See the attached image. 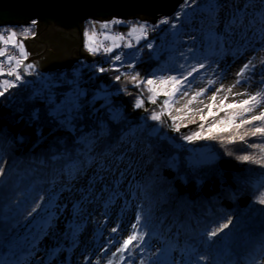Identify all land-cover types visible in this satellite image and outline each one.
Segmentation results:
<instances>
[{
    "label": "trees",
    "instance_id": "1",
    "mask_svg": "<svg viewBox=\"0 0 264 264\" xmlns=\"http://www.w3.org/2000/svg\"><path fill=\"white\" fill-rule=\"evenodd\" d=\"M179 11L159 22L113 18V22L120 21L113 23L115 33L125 34L136 24L147 27L141 40L126 52H139L132 63L114 60L122 54V46L111 53L101 50L93 54L92 62L79 60L70 69L49 73L41 86L22 79L0 97V167L4 169L0 175V261L18 259L23 253L19 229L31 209L52 190L66 159L89 153L98 140L111 145L129 134L148 146L147 171L139 187L141 223L146 225V235L158 239L165 258L184 264L194 258L195 250L207 256L197 264H264V205L257 202L264 192V167L237 159L258 155L248 145L264 144V138L227 143L229 133H223L217 139L189 142L184 137L200 131L201 121L176 131L165 116L160 121L151 119L153 112L160 113L162 101L149 99L152 94L146 78L161 69L175 47L169 43L155 57L149 44L158 45L169 24L187 21L189 15L179 18ZM91 24L85 21L83 34ZM103 45L109 46L107 41ZM238 52L237 47L223 48L215 37L208 41L202 62L207 65ZM132 76L138 80H131ZM4 79L14 77L0 75V81ZM137 100L143 101L140 107H136ZM210 122H204L205 127ZM156 126L159 131L151 134ZM198 144L208 150L202 161H198L197 149L190 152ZM229 217L233 221L229 229L213 238L214 243L207 241L204 230ZM172 235L176 244L168 241Z\"/></svg>",
    "mask_w": 264,
    "mask_h": 264
},
{
    "label": "rangeland",
    "instance_id": "2",
    "mask_svg": "<svg viewBox=\"0 0 264 264\" xmlns=\"http://www.w3.org/2000/svg\"><path fill=\"white\" fill-rule=\"evenodd\" d=\"M243 2L244 0H184L177 7V9H180L178 17L189 15L187 21H176L169 24L158 44L160 46L149 44L151 45L150 48L154 50L153 56L155 57L160 54V50L167 49L169 43H173L175 47L171 48V54L172 51L173 54L163 62L161 69H155L147 75V80L154 81V84L150 85V87L156 88L157 90L161 88H170V85L163 86L160 84V77L176 76L181 72L186 73L192 65H197L199 62H202L203 51L206 49L210 39L214 40L215 37L218 38L223 48L233 46L239 49L236 56H219L205 65V68L201 69L199 73H194L193 77L189 78L192 85L191 90H189V95L187 97H181L179 95L174 97L176 102L162 114V116L168 118L171 126L176 127L179 125V127H183L201 121L200 116L207 115V108L204 106L212 103L211 96L215 93L216 88L222 87L224 89L223 92L216 94V105H219L225 95L228 96V99L224 101L225 104L238 103L240 100L247 98V96H234L233 92L247 91V93L251 95L257 90H260V77L256 75L250 82L242 83L236 88H233L232 93L227 91V89L235 83L236 73L244 62L252 58L257 65V72H260V60L264 59V44L261 42V35L258 31L261 27L258 18L260 0H252L256 7L247 9V16L245 17L243 26L234 28L231 31L225 30V25L234 15L236 6L242 5ZM218 4L226 6L218 9L215 7ZM253 17L256 18V22L254 25L249 26L248 20ZM138 20L139 19H132V21ZM160 20H162V18H159L157 22ZM91 23L90 31L86 32H88L89 36H92L93 31H95L96 35L94 39L97 45L103 41H107L109 44L108 47H111L113 43L111 40H104V37L100 35L101 31H103L105 35L123 37V39L116 41V43L123 48V51H121L122 54H120V63H123V65L132 63L138 57V51H133L131 54H127L126 52L128 49L131 51V47H133L134 43H137L141 40V37L145 35L147 30L145 25L136 24L132 26L127 33L121 34L113 31V19L109 21L91 20ZM102 24H108L109 28L102 30ZM140 26H144L143 32L140 31ZM1 28V35L5 37H7L9 30L15 31L18 36H21L20 38L17 37L19 42H22V38L31 37L33 35H28V32L25 33L24 30L27 29L26 26H6ZM133 28L137 29V31L133 32L130 36L129 33L132 32ZM85 44L86 37L84 33L83 48L88 52ZM126 44H130L131 47H125ZM0 48H5L9 55L18 54V50L13 48L10 44L5 46L1 43ZM90 54L93 56L92 53ZM4 58L6 59V57ZM28 64L34 65V70H30L29 73L21 72V74L23 77L22 79L29 82H36L37 80L39 81V79L47 81L49 73L55 72V70H39L34 63ZM181 65H184V67L181 68ZM24 74H31L32 77L28 78ZM208 79L217 80V83L214 84L204 96L197 98V100L189 106L193 111L188 112L187 109L184 108L185 104L195 91L206 86V81ZM76 80L78 79L73 80L74 83L77 82ZM156 98L162 101L159 107L161 112L162 103L165 99H168V97L164 96L163 92H160ZM263 106L264 105H261L252 114L258 115L259 111L264 110ZM177 109H183V111H177ZM199 109H203V111H199ZM213 111H218V108L214 107ZM224 116L225 113L220 112L219 117L209 119L213 121L214 119L223 118ZM172 117H183V119L173 121ZM236 122L239 123V118ZM158 131L159 127L156 126L152 129L151 134H156ZM196 149V156L199 158L198 161H202L204 157L207 156L208 150L201 144H198L193 150L190 149V152L193 153ZM107 156H110V158H107ZM148 156L147 144L144 145L136 142V140L128 134L125 135L124 138L114 141L111 145L104 146L102 145V141L98 140L96 143L94 142L92 144L89 153H84V155L76 156L72 159H66L63 162V168L57 176L54 177L55 183L52 190L44 197L37 211L32 213V215L27 218L24 226L19 229V238L23 253L18 259L14 260L7 258L0 261V264H54L58 256L60 257L58 263H61L66 255H71L69 264H86V256L91 261V264H96L98 259L100 260V264H106L107 259L101 258L98 255L103 254L104 247H110L112 251H115L114 246L105 244V241L110 236L116 235L111 232V229L119 224L123 229L119 234V239L122 241L123 238H126L127 235L130 234V225L135 223L136 215L140 213L139 187L147 171ZM116 157H123V160L115 161ZM105 159L115 162L114 166L110 169V171H112L111 173L108 172L109 170L105 171V174L108 173L111 179H105L104 181H106V183L104 189L97 193L98 191L96 192L94 190L97 184H95V182L94 184L90 183L88 177L91 173L96 172L95 169L98 163ZM134 167H136V169L138 168L139 172L137 182L135 183V199L131 201L129 209L118 210L121 195L119 190H121L122 183L119 182L120 179L114 180L116 175L119 174L117 170L126 168L128 172H130ZM69 173H72V175H69ZM73 176L77 178L76 182ZM71 183L74 184L70 185ZM67 188L69 189L67 190ZM81 189L87 190L83 191L84 194L89 193V195L94 196L91 202H83L81 194L83 192ZM110 195L113 197L110 203L117 205L116 210H113L116 206L112 208V205L109 203L108 198ZM105 202L107 203L102 206ZM74 205L81 208L82 212L80 213ZM122 217H124V221L121 219ZM90 231L96 234L88 238ZM103 236L105 239L101 240L102 238L100 237ZM95 238H97V240L99 239V241L92 240ZM168 241L170 244L177 243L173 235L168 237ZM143 248V252H137L131 258L130 264H139L140 258H144L146 264H176L177 262L173 259L169 261L161 254L160 242L153 234L145 236ZM91 254L97 255L98 258H92ZM114 264H117L115 260Z\"/></svg>",
    "mask_w": 264,
    "mask_h": 264
},
{
    "label": "snow or ice",
    "instance_id": "3",
    "mask_svg": "<svg viewBox=\"0 0 264 264\" xmlns=\"http://www.w3.org/2000/svg\"><path fill=\"white\" fill-rule=\"evenodd\" d=\"M226 5H216V8H223ZM256 5L252 2V0H244L242 5L236 6V11L230 20L227 21L225 25L226 31H231L234 28H238L243 26L245 17L247 16V9L255 8ZM259 23L261 24L260 29L258 30L261 35V42L264 44V0H260V12L258 13ZM120 21H114L113 23H119ZM168 21H162V23H167ZM256 22V18L248 20L249 26L254 25ZM109 28L108 24H102L101 29ZM25 33L29 32V29L24 30ZM137 31V29L133 28L132 32L129 33L131 36L133 32ZM140 31H144V26H140ZM96 33L93 31V35L89 36L88 32H85L86 44L89 53L95 54L101 50L104 53H111L113 48L120 47L116 41L123 39L120 36H109L105 35L103 31H101L100 35L104 37V40H111L112 46L108 47L103 45V42L100 44H96L94 39ZM0 42H2L5 46L12 45L13 48L18 50V54L9 55L5 48H0V57H6L4 63H0V75H4V67L5 64L8 65V70L6 75L8 77H14V79H4L0 81V97L4 96L11 88H15L17 84L22 80L23 73H29L30 70H34V65L25 64V60L27 58V52L24 49V45L22 42L17 40V33L15 31L9 30L7 37L4 35H0ZM96 45V46H93ZM125 47H131L130 44H126ZM151 47V45H149ZM115 61H120L121 56L116 55L114 57ZM261 69L260 72H257V65L252 58H249L246 62L242 64L239 71L236 73V80L231 87L227 89L229 93H232V89L241 85L242 83H248L256 75L260 77V90H257L254 94L249 95L247 91L245 92H236L233 93L234 96H247L246 99L240 100L238 103H228L225 104L224 101L228 99V96L225 95L224 98L220 101L219 105H216L215 101L217 99L218 93L224 91V89L216 88L215 93L211 96L212 103L206 104L204 107L207 108V115H201L200 120L201 123L199 125L200 131L194 132L192 135L185 136L184 139L192 142L193 140H211L220 138L223 133H229V135L225 138L227 143H234L237 140L241 142H246V138L248 137H260L264 138V110L259 111L258 115H253L252 113L259 108L261 105H264V59L260 60ZM131 67V65H129ZM184 65H181L183 68ZM205 68V64L203 62H199L197 65H192L187 71L181 72L176 76H167L160 77V84L163 86H169L170 88H161L157 90L156 88L149 87L148 92L152 95L149 96V99L156 103V96L163 92V95L168 97L162 103V111L160 113L153 112L151 115V119L154 121H160L161 116L164 111H167L173 103H175L174 97L181 96L187 97L189 95V90H191L192 85L189 81L190 77H193L194 73H199L201 69ZM99 71H105L104 68H100ZM121 77L116 76V79L119 80ZM131 80L137 81V76H132ZM217 83V80L208 79L206 81V86L201 87L198 91H195L191 98L187 101L184 108L187 109L188 112L193 111L189 106L192 105L197 98L204 96L205 93ZM147 85H153V80L146 81ZM143 101L137 100L136 107H140ZM218 108V111L214 112L213 108ZM177 111H183V109H177ZM199 111H203V109H199ZM224 112L225 116L223 118L214 119L212 122L205 127L206 121H209V118L219 117V113ZM239 118V123H237V119ZM173 121L177 119H183V117H172ZM174 130H179V125H177ZM241 130H243V134H241ZM249 147L256 149L258 151V155H243L237 157V159L245 162H250L254 164H259L261 167H264V144H249ZM123 157H116L115 161H122ZM114 161V162H115ZM118 166V165H117ZM4 174V169L0 168V175ZM72 175V173H69ZM73 178H75L73 176ZM43 199V197H41ZM257 202L264 205V192H261ZM40 205L36 204L35 207L31 209L28 213L29 216L32 213L37 211ZM142 217L140 213H137L135 218V223L130 225L131 231L130 234L127 235L126 238H123L122 241L119 239V234L123 231V229L119 226L113 227L111 232L116 235L110 236L106 241V245H111L115 247V251H112L110 247H104L103 253L108 255L106 264H114V260L117 264H130L131 258L137 252H143V244L145 242L146 232L143 228L146 225H142L141 223ZM233 224L232 219L227 218L226 222L219 223L215 227L210 229L206 228L202 235H206L207 241L215 242L213 238L219 237L220 233H223L225 229H229V226ZM193 259L185 260L184 264H197V261L207 260V256L198 254L195 250L192 251ZM86 264H91V261L88 257H85ZM96 264H100V260L98 259ZM139 264H146V260L144 258H140ZM179 264V262H176Z\"/></svg>",
    "mask_w": 264,
    "mask_h": 264
},
{
    "label": "water",
    "instance_id": "4",
    "mask_svg": "<svg viewBox=\"0 0 264 264\" xmlns=\"http://www.w3.org/2000/svg\"><path fill=\"white\" fill-rule=\"evenodd\" d=\"M183 1L0 0V27L26 26L35 20L34 35L21 39L28 53L24 63H34L39 70L60 71L79 60L93 61L83 48L85 21L116 18L154 22L170 17Z\"/></svg>",
    "mask_w": 264,
    "mask_h": 264
},
{
    "label": "bare ground",
    "instance_id": "5",
    "mask_svg": "<svg viewBox=\"0 0 264 264\" xmlns=\"http://www.w3.org/2000/svg\"><path fill=\"white\" fill-rule=\"evenodd\" d=\"M162 18H167V17H162ZM254 29V28H253ZM34 35V33H33ZM32 35V36H33ZM28 38V37H26ZM37 86H41L40 83H38L37 81L34 82ZM45 84V83H44ZM43 85V84H42ZM233 93H236V92H233ZM264 107V106H263ZM107 158H110V156ZM112 166H114V162L110 161L109 159H105L104 161L102 162H99L98 165L96 166L97 168L95 169L96 172L94 173H91L90 176L88 177V181L92 184H97L94 188V190L99 193L101 190L104 189V186H105V183L106 181H104L105 179H111V177L108 175V173L105 174V171L106 170H109L108 172L111 173L112 171H110V169L112 168ZM119 171V174L116 175L115 177V181L116 179H120L119 182L122 183V186H121V190L120 193V200H119V207H118V210H127L129 209V206L131 205V201L135 199V196H134V193H135V183L137 182V178H138V168L136 169V167H134L133 169H131L130 172H128V169L126 168H121V170H117ZM126 179V180H125ZM77 178H75V182H76ZM102 183V184H101ZM74 183H71L70 185H72ZM101 184V185H100ZM88 185V184H87ZM69 188H67L68 190ZM82 192L83 191H87L86 189H81ZM81 192V191H80ZM89 192V191H88ZM82 194V199H83V202L86 203V202H91L94 198L93 195H89V193L87 194ZM113 195V194H111ZM109 196L108 200H109V203L112 201V196ZM61 199V198H60ZM76 202V201H74ZM107 202L103 203L102 206H104ZM110 205H112V208L113 206L115 207L113 210H116L117 209V205L116 204H112L110 203ZM76 209L81 213L82 210L81 208H79L78 206H75ZM123 221L125 220L124 217L121 218ZM93 231V230H92ZM90 231L89 233V236L88 238L92 237V235H95L96 233ZM102 238L101 240H104L105 237H100ZM93 241H99V239L97 240V238L95 239H92ZM100 240V241H101ZM103 242V241H102ZM86 253V252H85ZM92 258H98V256H100L101 258H108V255L107 254H100V255H95V254H91ZM58 259H60V257L58 256L55 260L56 262L54 264H69V261L71 260V255H66L65 256V259H62V262L61 263H58ZM104 260V259H102Z\"/></svg>",
    "mask_w": 264,
    "mask_h": 264
},
{
    "label": "built area",
    "instance_id": "6",
    "mask_svg": "<svg viewBox=\"0 0 264 264\" xmlns=\"http://www.w3.org/2000/svg\"><path fill=\"white\" fill-rule=\"evenodd\" d=\"M35 20L34 21H30L29 23H28V25H26V27H27V29H29L30 31L28 32V35H32L34 32H35ZM6 59L5 58H3V59H1L0 60V63H4V61H5ZM7 70H8V65L7 64H5V67H4V73L6 74V72H7ZM77 81V80H76ZM37 82L38 83H40V82H42V83H40L41 85L42 84H44V83H46V80H40L39 79V81L37 80Z\"/></svg>",
    "mask_w": 264,
    "mask_h": 264
}]
</instances>
